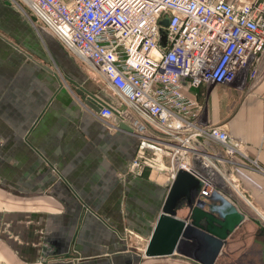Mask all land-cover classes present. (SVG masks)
<instances>
[{
	"label": "crops",
	"instance_id": "1",
	"mask_svg": "<svg viewBox=\"0 0 264 264\" xmlns=\"http://www.w3.org/2000/svg\"><path fill=\"white\" fill-rule=\"evenodd\" d=\"M29 14L21 2L0 0V264H201L143 255L173 182L170 159L146 151L143 174L130 172L139 120ZM258 70L254 81L186 91L248 159L230 165L214 143L200 149L215 168L192 159L243 216L213 264H264V55ZM67 79L113 117L100 119Z\"/></svg>",
	"mask_w": 264,
	"mask_h": 264
},
{
	"label": "built area",
	"instance_id": "2",
	"mask_svg": "<svg viewBox=\"0 0 264 264\" xmlns=\"http://www.w3.org/2000/svg\"><path fill=\"white\" fill-rule=\"evenodd\" d=\"M16 1L139 120L132 174H143L146 151L162 153L173 166L172 180L178 170L187 171L199 181L198 195L208 197L212 184L192 165L197 157L202 167L215 168L214 156L201 152L202 143L218 145L220 159L230 165L237 157L248 160L240 142L209 124L204 108L186 91L257 78L264 0ZM93 113L102 120L114 115L107 105Z\"/></svg>",
	"mask_w": 264,
	"mask_h": 264
},
{
	"label": "water",
	"instance_id": "3",
	"mask_svg": "<svg viewBox=\"0 0 264 264\" xmlns=\"http://www.w3.org/2000/svg\"><path fill=\"white\" fill-rule=\"evenodd\" d=\"M162 27L167 21L160 22ZM165 33L160 29V46H164ZM71 90L88 108L98 113L106 104L84 87L67 79ZM119 129L133 132L125 123ZM199 181L189 172L178 170L164 199L161 211L143 251L145 257H166L178 254L201 264H213L227 237L239 226L243 216L219 193L213 191L205 199L198 195ZM220 202L212 206L207 201ZM210 208L209 211L204 210ZM187 210V216L177 214Z\"/></svg>",
	"mask_w": 264,
	"mask_h": 264
},
{
	"label": "rangeland",
	"instance_id": "4",
	"mask_svg": "<svg viewBox=\"0 0 264 264\" xmlns=\"http://www.w3.org/2000/svg\"><path fill=\"white\" fill-rule=\"evenodd\" d=\"M31 14V13H30ZM29 14V15H30ZM32 15V14H31ZM33 16V15H32ZM164 23L167 21L166 20V18H164L163 20H162ZM92 71L84 64V74H85V77H89V79H90V76H92ZM90 75V76H89ZM98 77V76H97ZM95 82V81H94ZM99 84V83H98ZM98 84H96V82H95V85H98ZM101 84V83H100ZM99 84V85H100ZM109 92L111 93V95L115 98V99H117L115 96H114V94H112V92L109 90ZM109 92H107V93H109ZM109 93V94H110ZM118 100V99H117Z\"/></svg>",
	"mask_w": 264,
	"mask_h": 264
}]
</instances>
